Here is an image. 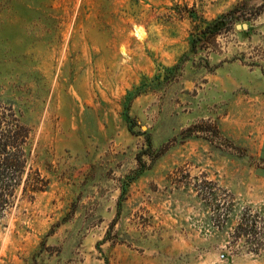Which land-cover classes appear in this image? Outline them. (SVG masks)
Here are the masks:
<instances>
[{"label": "rangeland", "instance_id": "obj_1", "mask_svg": "<svg viewBox=\"0 0 264 264\" xmlns=\"http://www.w3.org/2000/svg\"><path fill=\"white\" fill-rule=\"evenodd\" d=\"M3 106L0 264H264V0H0Z\"/></svg>", "mask_w": 264, "mask_h": 264}, {"label": "trees", "instance_id": "obj_2", "mask_svg": "<svg viewBox=\"0 0 264 264\" xmlns=\"http://www.w3.org/2000/svg\"><path fill=\"white\" fill-rule=\"evenodd\" d=\"M222 21L214 20L204 28L194 25L196 30L204 32ZM192 46L196 40L192 39ZM31 130L21 121L12 106L0 110V218L16 206L18 191L22 187V197L34 200L36 194L49 187V179L41 175L30 163L32 155Z\"/></svg>", "mask_w": 264, "mask_h": 264}, {"label": "built area", "instance_id": "obj_3", "mask_svg": "<svg viewBox=\"0 0 264 264\" xmlns=\"http://www.w3.org/2000/svg\"><path fill=\"white\" fill-rule=\"evenodd\" d=\"M220 261L221 262L224 261V256L223 255H221ZM221 262L219 264H222Z\"/></svg>", "mask_w": 264, "mask_h": 264}, {"label": "water", "instance_id": "obj_4", "mask_svg": "<svg viewBox=\"0 0 264 264\" xmlns=\"http://www.w3.org/2000/svg\"><path fill=\"white\" fill-rule=\"evenodd\" d=\"M244 27H245V25H243ZM238 27H240V26H238Z\"/></svg>", "mask_w": 264, "mask_h": 264}]
</instances>
